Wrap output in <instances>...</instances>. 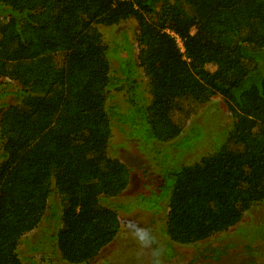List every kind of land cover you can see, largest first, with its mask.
I'll return each mask as SVG.
<instances>
[{"label": "trees", "instance_id": "16d2710c", "mask_svg": "<svg viewBox=\"0 0 264 264\" xmlns=\"http://www.w3.org/2000/svg\"><path fill=\"white\" fill-rule=\"evenodd\" d=\"M130 19L139 50L133 57L114 44L113 70L94 25ZM112 90L124 91L126 109L110 103ZM214 97L234 120L232 135L192 164L156 168L154 191L146 172L138 177L136 195L164 191L156 212L167 206L165 234L183 246L264 202V0H0V264H23L19 242L42 222L37 239L22 241L28 252L54 245L66 264L95 261L120 234L119 210L131 213L129 200L108 204L134 178L110 157L126 144L112 145L113 127L145 154L178 159L183 130Z\"/></svg>", "mask_w": 264, "mask_h": 264}, {"label": "rangeland", "instance_id": "374dc122", "mask_svg": "<svg viewBox=\"0 0 264 264\" xmlns=\"http://www.w3.org/2000/svg\"><path fill=\"white\" fill-rule=\"evenodd\" d=\"M136 27V22L133 19L111 27L94 25V28L99 31L102 40L109 49L108 56L113 70L116 68V59L111 52L114 44H119L121 51H123L122 49L128 48L133 57L136 56L139 50L136 41ZM191 33H194V31L192 30ZM139 73L140 92L144 100L149 101L148 80L141 71H139ZM7 81L8 80H5L3 82L8 84ZM16 89V84H11L9 88L11 94L6 97L5 102L10 103L13 100V91ZM111 94L114 97L110 99V103L122 109L127 108L128 105L125 101V93L123 90H112ZM129 118L133 121H141L140 117L137 116L131 115V117L128 116V119ZM233 125L234 120L227 111L226 105L222 99L219 97L212 98L211 101L204 104L198 110L196 115L189 121L186 129L183 130L181 137L190 134L179 141L176 148L179 157L178 159L174 158L172 160L169 159L171 154L167 152L145 154L148 152V148L140 151L139 148L136 147L138 143L135 140H125L120 129L114 126L111 138L112 145L114 144L113 146H115V144L119 143L121 140L126 144L122 145V148L110 147V157L120 159L131 168L134 178L132 179L129 191L118 199H109L110 201L108 204H114V202L121 204L129 200L128 208L131 213L125 215L122 210H119L125 209L126 205L111 207V209L119 210L121 217L120 234L117 236L115 242H113L109 248L104 249L99 257L90 264H148L151 255L150 252L147 250L143 252L138 251L136 245L125 236L122 231L125 221L140 223L152 228L158 243L161 244L165 250V254L161 259V264H264V202L251 207L236 226L218 233L200 243L183 246L173 243L165 234V215L167 206L165 205L159 213L156 212L159 210V203L161 197L165 194L164 191L160 193H151L149 191L147 193L145 192L146 194L142 196L136 195L142 187L140 184L144 182V180L138 178L141 176L140 174L143 172L147 173V188L154 191V188H156L159 183L154 174V172L157 173L155 170L156 168H160V171H162L164 165H172L173 162L177 163L179 161L180 164L183 163L188 165L198 161L202 156L212 152L215 147L216 138L217 146H219L227 137L232 135L234 132ZM141 133L143 134L142 129L139 128V135L142 136ZM144 143L146 144L147 142L144 141ZM145 144L144 146H146ZM155 146L159 147V150H162L169 146V144H155ZM1 153L2 150L0 146V155ZM155 158L156 161L163 158V165L160 164L161 166H156V162H154ZM151 179L152 181L149 182ZM52 195L53 200H55V193ZM141 208L149 209L148 211L152 214L146 213L145 210ZM43 225L44 222L40 223L36 229L25 235L19 242L17 251L22 259V263L66 264L61 261L54 245H52L53 252L48 254V252H28L27 246L22 244L23 240L33 242L37 239L41 231L40 228L43 227ZM113 251L115 252L112 253Z\"/></svg>", "mask_w": 264, "mask_h": 264}, {"label": "clouds", "instance_id": "9594fccd", "mask_svg": "<svg viewBox=\"0 0 264 264\" xmlns=\"http://www.w3.org/2000/svg\"><path fill=\"white\" fill-rule=\"evenodd\" d=\"M122 231L136 245L138 251L143 252L147 250L150 252L151 255L148 264H161L165 250L158 243L152 228L140 223L125 221Z\"/></svg>", "mask_w": 264, "mask_h": 264}, {"label": "built area", "instance_id": "2783aa9c", "mask_svg": "<svg viewBox=\"0 0 264 264\" xmlns=\"http://www.w3.org/2000/svg\"><path fill=\"white\" fill-rule=\"evenodd\" d=\"M172 35H173V34H172ZM173 36L176 38V40H177V44H178L180 50L183 52L182 41H181L178 37H176L175 35H173Z\"/></svg>", "mask_w": 264, "mask_h": 264}]
</instances>
